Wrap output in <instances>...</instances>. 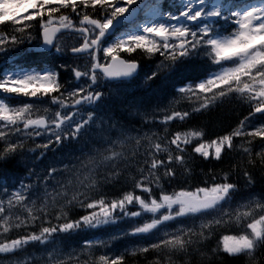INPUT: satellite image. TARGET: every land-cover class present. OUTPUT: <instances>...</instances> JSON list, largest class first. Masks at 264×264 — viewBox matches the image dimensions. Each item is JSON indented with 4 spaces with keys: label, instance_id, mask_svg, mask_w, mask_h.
<instances>
[{
    "label": "snow or ice",
    "instance_id": "6c2138e0",
    "mask_svg": "<svg viewBox=\"0 0 264 264\" xmlns=\"http://www.w3.org/2000/svg\"><path fill=\"white\" fill-rule=\"evenodd\" d=\"M141 75L165 84L154 102L128 90ZM230 101L247 114L223 134L170 130ZM16 157L0 264H264V0H0V164Z\"/></svg>",
    "mask_w": 264,
    "mask_h": 264
},
{
    "label": "trees",
    "instance_id": "16d2710c",
    "mask_svg": "<svg viewBox=\"0 0 264 264\" xmlns=\"http://www.w3.org/2000/svg\"><path fill=\"white\" fill-rule=\"evenodd\" d=\"M163 2L166 4L168 0H163ZM34 58L39 59V54L24 52L21 54V57L17 62L28 61ZM143 63L145 65H148L150 63L154 64V61H144ZM127 87L132 96L141 97L146 102L151 103L154 102V92L163 89L165 87V84L162 83L161 81H150L148 82V84H144L143 75H141V77L137 81H135L131 85H128ZM104 90L107 91V89ZM34 99L35 98L25 97L23 98V102H30V100H34ZM107 103L112 104L114 106H119L120 102L113 95L111 99L107 101ZM246 114H247L246 109L239 108L236 106L235 101H230V102H226L225 105H223L222 107L212 110L210 112L197 114L188 125H184V126L175 125V124L170 125V130H177L180 127L191 126L192 124H198L203 122L205 125H207L208 129L211 132L215 134H223L224 131H228L230 130L231 127H234L235 124L238 122V120L242 118L243 115ZM196 163L198 166L197 170L199 169V167H205V170H207L204 164H201L199 161H197ZM215 167L221 168L223 167V165L216 164ZM24 171L25 169L21 157L13 158L6 164H0V172H7L12 177L22 175ZM116 187H119V185H116ZM105 191L109 192L110 194H115V188H109L106 189ZM110 227L111 226H108L107 228L108 231ZM82 235H86L88 237H100L101 232L100 230H98V231L84 233ZM73 239H79V237H74ZM133 239L134 238L118 240L114 242L113 248H119L120 249L119 251H122L125 247H131L132 244H135ZM217 239L218 237H213L212 241L210 242V246H215ZM99 254L101 253L98 252L97 255ZM126 259H127V264H145V261L139 257H127ZM216 264H242V262L240 260H234L228 256H223L219 261H216Z\"/></svg>",
    "mask_w": 264,
    "mask_h": 264
},
{
    "label": "rangeland",
    "instance_id": "374dc122",
    "mask_svg": "<svg viewBox=\"0 0 264 264\" xmlns=\"http://www.w3.org/2000/svg\"><path fill=\"white\" fill-rule=\"evenodd\" d=\"M17 101H15L14 103H16ZM129 226V222H121L117 225H113L110 227L109 231L107 230L108 226H106L105 228L101 229L100 232H101V236L99 238H103L105 235L109 234V233H115L119 230H122V229H125ZM108 232H107V231ZM132 239V238H130ZM135 243H142V241H139V240H136V239H133ZM130 244V243H129ZM122 245V244H121ZM133 245V244H132ZM131 245V246H132ZM123 246V245H122ZM112 250L114 252H117L119 251L120 249L119 248H112Z\"/></svg>",
    "mask_w": 264,
    "mask_h": 264
}]
</instances>
